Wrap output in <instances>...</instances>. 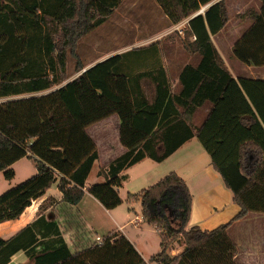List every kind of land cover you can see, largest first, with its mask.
<instances>
[{"label":"trees","instance_id":"1","mask_svg":"<svg viewBox=\"0 0 264 264\" xmlns=\"http://www.w3.org/2000/svg\"><path fill=\"white\" fill-rule=\"evenodd\" d=\"M154 1L171 24L190 17L180 41L196 63L183 66L176 91L160 63L140 67L147 55H160L154 42L114 54L42 93L66 80L69 56L76 62L75 72L86 66L76 52L78 40L104 23L122 0H0V172L11 179V165L21 158L32 160L36 169L0 194V222L18 218L56 181L61 193L59 201L44 199L37 218L15 235L0 237V264L21 250L27 264L78 262L82 254L71 251L58 222L44 211L57 207L64 228L73 232L74 247H85L86 230L75 207L98 159L97 145L86 128L113 113L119 118V142L125 151L99 167L96 174L104 180L90 184L87 192L105 209L123 201L139 204L142 221L160 236V250L149 262L242 264L234 259L237 246L227 229L249 212L264 213V81L234 79L212 42L228 21L226 0H216L201 13L197 12L212 0ZM259 1L258 10L240 15L251 23L232 46L237 60L255 67L264 66V0ZM144 81L153 86L151 96ZM24 94L33 95L16 98ZM205 105L209 110L195 124L196 112ZM192 138L209 155L239 206L232 219L210 230L186 229L192 196L175 171L127 192L125 199L118 190L127 179L124 170L146 157L162 162ZM122 239L109 233L83 255L107 252L95 263L104 264ZM177 240L184 249L171 255L170 245ZM148 261L139 258L133 264Z\"/></svg>","mask_w":264,"mask_h":264},{"label":"rangeland","instance_id":"2","mask_svg":"<svg viewBox=\"0 0 264 264\" xmlns=\"http://www.w3.org/2000/svg\"><path fill=\"white\" fill-rule=\"evenodd\" d=\"M153 1L154 0H124L123 3L121 2L113 10L111 16L104 23L96 27L86 36L80 38L76 44V52L85 59L83 63L86 65L91 64V61L88 62L86 60H89L88 58L98 55V52L95 53L94 51L96 49L88 48L95 47L88 44L90 41H93L94 44L97 45L95 48H97L100 53L108 48H119L122 50L132 46L147 44L156 39L160 41L159 43L161 46V50L168 57L167 63L171 76L170 79L172 81L174 72L177 70V67H179L180 64L184 63L185 61L189 63H195L196 57L188 54L183 49L180 41L181 37L184 35V29L181 30V28H179L180 30H174L175 27H163L164 29L162 30H159L160 28L158 29V31L157 29L152 30V26L159 24L158 21L160 19L157 11H155V9H157V6ZM141 4L142 7L140 6ZM226 5L228 21L224 28L218 34L211 37L218 53L220 54L222 59L225 60L224 63L228 64L229 68L232 71H235L238 68L242 72H245V74H249L248 69H253V71L258 74L262 72L264 73V66H247L246 64L237 60L232 54V46L234 42L240 37V35L248 28L251 23L249 19L241 17L240 15L246 13L248 9L258 10L260 1L226 0ZM172 55H175L177 57V60H175ZM169 56H171L173 61H176L175 64H173L169 60ZM75 63V60L69 56L66 63V72L68 74L66 80L61 84L53 86L52 88L42 93H47L51 90H54L65 82L79 76V71H74ZM171 86L173 91H176L178 89L177 84H171ZM31 95L33 94H24L20 95L19 97H27ZM200 147L201 146L199 145V148ZM202 153H204L205 158L208 157V154L205 151ZM195 158H198V163L204 161V159H202L201 157L194 156L193 154H190L189 157H187V155H184L183 157L177 159L175 162H169L168 166L163 170H167V172H169L171 170L176 171L178 169H181L183 170L181 172H185V170L187 169H185L183 165H185L186 163L188 165H191V162L195 161ZM146 161L154 164V162L151 160H145L140 164L137 163L133 167L128 168L127 173L130 174V180L126 182L124 188L120 190L121 198L125 199L126 189H130L132 190V192H137L144 187V185H141V182L139 183L138 181V172H140V170L143 168ZM11 168L13 169V165H11ZM14 170L16 172L14 175V179L13 177L11 179H6L3 175V172H0V194L16 186L23 180L34 175L36 172L35 164L30 159H22L16 162L14 164ZM194 175H192L191 177H187L189 180V185L193 188V190L195 189L194 187L196 186V184H198V181L200 183L205 180V177H202L201 175ZM94 178L95 170L90 173L89 180L93 181ZM52 190H55L54 186L52 187ZM50 193L53 192L50 191ZM128 207H130V205L127 202L123 201L119 206L113 209V220L98 202L92 200V198H90V196L88 195L85 196V198L81 202L80 207V210L83 212L84 228L86 230V235L84 236L83 241L85 247L83 249H79V251H76L74 253L77 255L82 254L76 264H95L98 263V259L105 258L109 253L103 252L93 256L92 254L86 256H84L83 254H85L84 252L91 251V249L87 248H89L90 246L92 247L94 243H98H96L95 241L96 236L103 237L104 239L105 236H107L109 233L112 234L113 232L124 234V238L120 241L119 244H116L115 246L113 254L111 255V260L113 261L112 263H114L117 259H122V257L124 261L122 264H133L139 258L148 260L150 255L160 250V236L154 228L148 225H142V227L138 228L133 224H129L130 222H128V220L134 217V213L133 210H130ZM135 207V210L140 214L139 204L137 203ZM173 224L177 226L178 222H173ZM119 226L122 227L119 228ZM131 240L135 242L136 246L133 245ZM177 242L180 243L182 241L177 240L176 243ZM176 243L175 241L171 243L170 249L168 251L170 254L171 247H177ZM148 263L155 264L154 262L149 261ZM58 264H68V261H63Z\"/></svg>","mask_w":264,"mask_h":264},{"label":"crops","instance_id":"3","mask_svg":"<svg viewBox=\"0 0 264 264\" xmlns=\"http://www.w3.org/2000/svg\"><path fill=\"white\" fill-rule=\"evenodd\" d=\"M215 1L216 0H212L211 2L206 4L204 7H202L197 13L203 12V10L207 6H209ZM123 2L124 0H122V3ZM153 2L156 4L155 1ZM140 6L142 7V4ZM156 6H157V9H155V11H157L160 19L158 21L159 24L152 26L153 27L152 30L157 29L158 31L159 28H160L159 30H162L164 29L163 27H175L174 30H178L179 28H181L182 30L186 27V23L190 17L183 19L177 24H171L168 21L165 14L159 8V6L157 4ZM154 42H158V45L160 46V43H159L160 41L156 39L147 44L132 46V47H128L122 50L119 48L118 49L108 48L99 53L97 48H95L97 45H95L93 41H90L88 44H90V46H95V47H88V48L96 49L94 51L95 53L98 52V55L88 58L89 60H86V61L88 62L91 61L92 63L89 65H86L83 69L79 71L78 74H81L84 69L86 70L88 67L92 66L93 64L99 61H102L114 54L123 53L132 48L147 47L149 44L154 43ZM169 57H170L169 60L173 64H175L176 61H173L171 56ZM172 57L175 58V60H177V57L175 55H172ZM79 58L82 61L85 60L83 57L80 56V54H79ZM167 58H168L167 55H165L161 50V53L159 56H156L155 54L147 55L146 58L142 60L143 62L140 64L141 65L140 67H142V69H149V68H152L153 66H158V63H160L162 66L166 68L167 74L169 78H171L169 69H168ZM223 61L225 62L224 59ZM195 63H190V64H195ZM186 64H189V62L185 61L184 63L180 64L179 67H177V70L174 72L173 81L170 79L171 84H177L178 74L183 68V66H185ZM226 65L234 79H238L239 77H244V78L264 81L263 72L258 74L254 72L253 69H248L249 74H245V72H242L238 68L237 70L232 71L229 68L228 64ZM143 88L145 92L147 93V95L149 96L152 95L153 86L149 81L143 82ZM16 98H20V97L16 96ZM208 110H209V105H205L198 109V111L195 114V118H194L195 124H199L200 121H202V119L204 118ZM119 126H120L119 118L117 117L116 114L113 113L99 121H96L88 125L86 128L87 132L89 133V135L92 137V139L97 145L98 159L93 163L91 171L89 172V175H90V173L93 170H95V178L93 181L89 180V175H88L86 182H85L84 195L82 199L80 200V202L75 207L77 214L79 215L83 224H84L83 212L80 210L82 200L85 198V196L88 195L90 196V198H92V200H94L95 202H98L93 196H91L87 192V188L92 183H96V182H100L104 180L103 177L97 176L96 174L97 170L99 169V167L103 166L107 161L113 159L114 157L122 154L125 151V148L119 142ZM198 144L200 145L197 139L192 138L188 140L187 142H185L178 150H176L173 154H171L167 159L163 160L162 162H155L148 157L143 158L137 163L140 164L141 162H144L145 160H151L154 162V164L150 163L149 161H146L143 168L140 170V172H138L139 173L138 181L139 183L141 182L140 183L141 185H144L143 188L155 183L158 179L163 177L165 173L166 174L168 173L167 170H163V169L168 166L169 162H175L177 159L183 157L184 155H187V157H189L190 154H193L194 156H199L202 159H204V161H202L201 163H198V158H195V161H192L191 165H188L187 163L183 165V167L187 169L185 170V172H181L183 171L181 169H178L175 172L184 179L191 193V196H192L191 213H190V217H189L186 229L190 228L191 226H198L200 229L210 230L232 219L238 213L239 206L233 202L231 191L225 187L220 175L211 166L209 155L207 158H205L204 153H202L205 150L202 148L201 145H200L201 147L199 148ZM22 159H27V158H21L17 160L16 162ZM16 162L12 164L13 170H14V164ZM134 165L130 166V168L133 167ZM127 170L128 168L123 171V173L127 175V179L123 182L122 186L118 189L119 194H120V190L124 188V185L126 184V182L130 180V174L127 173ZM15 173L16 172L14 170V175ZM192 175L194 176L201 175L202 177H205V180L203 182H200V183L199 181L197 182L198 184H196V186L194 187L195 188L194 190L189 185V180L187 178V177H191ZM13 179H14V176H13ZM53 186L55 187V190H52ZM50 191H52L53 193H50ZM127 192L134 193L130 189L129 190L126 189L125 193ZM50 196L54 197L57 201H59L61 198V193L57 189V181L54 182L41 197L33 200L31 204L23 210V212L20 214L18 218L0 222V237L2 239H8L12 237L13 235H15L26 224L36 219L39 213L38 207L40 203L44 199ZM134 204L137 205V203L129 204L130 207L128 208L130 210H133L134 217L130 218L128 222H130L129 224H133L137 226L138 228H140L142 227V225L145 226L147 224L142 221L141 214H139V212L135 210L136 207ZM100 206L102 205L100 204ZM102 208L104 207L102 206ZM104 210H106L105 212L110 215L111 219L114 220L113 214H112L113 209L104 208ZM44 214L46 215L48 219H55L58 222L60 229L62 231V235L65 241L67 242L68 246L70 247L71 251L73 253H75L76 251H79V249L81 248L74 247L72 230L64 228L63 217L58 212V208L55 207V208L47 209L44 211ZM120 227L122 226H119V228ZM227 232L230 238L235 242L237 246V252L234 256L235 261H237L238 263H242V264H264V213L263 212H249L245 217L234 220L228 227ZM118 234L122 235L124 238V234L122 233H118ZM131 242L133 243V245H135V242L133 240H131ZM176 244H177L176 248L171 247V255L178 254L184 249L183 242H180V243L177 242ZM112 253L113 251L111 250L110 256L107 259H105L104 264H122L124 262L123 257H122V259H117L116 261L114 260L115 262L112 263L113 262L111 260ZM144 260L148 261L147 259H144ZM27 263H28V258L26 257L24 251L21 250L15 253L14 255H12L10 261L7 264H27Z\"/></svg>","mask_w":264,"mask_h":264},{"label":"built area","instance_id":"4","mask_svg":"<svg viewBox=\"0 0 264 264\" xmlns=\"http://www.w3.org/2000/svg\"><path fill=\"white\" fill-rule=\"evenodd\" d=\"M95 241H96V243L98 242L97 244L101 245L103 242V237L96 236Z\"/></svg>","mask_w":264,"mask_h":264},{"label":"water","instance_id":"5","mask_svg":"<svg viewBox=\"0 0 264 264\" xmlns=\"http://www.w3.org/2000/svg\"><path fill=\"white\" fill-rule=\"evenodd\" d=\"M84 70H85V69H84ZM84 70H83V71H84Z\"/></svg>","mask_w":264,"mask_h":264}]
</instances>
